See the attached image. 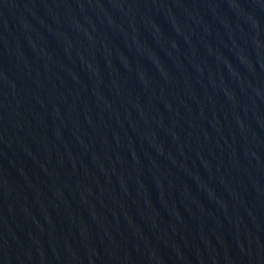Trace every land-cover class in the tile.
Instances as JSON below:
<instances>
[{
    "label": "water",
    "instance_id": "1",
    "mask_svg": "<svg viewBox=\"0 0 264 264\" xmlns=\"http://www.w3.org/2000/svg\"><path fill=\"white\" fill-rule=\"evenodd\" d=\"M0 264H264V0H0Z\"/></svg>",
    "mask_w": 264,
    "mask_h": 264
}]
</instances>
